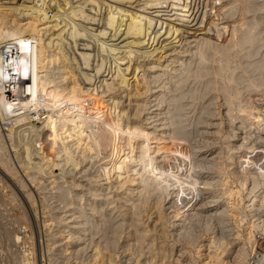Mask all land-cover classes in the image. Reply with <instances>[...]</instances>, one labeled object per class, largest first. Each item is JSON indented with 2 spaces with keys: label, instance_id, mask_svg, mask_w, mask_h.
Returning <instances> with one entry per match:
<instances>
[{
  "label": "rangeland",
  "instance_id": "374dc122",
  "mask_svg": "<svg viewBox=\"0 0 264 264\" xmlns=\"http://www.w3.org/2000/svg\"><path fill=\"white\" fill-rule=\"evenodd\" d=\"M2 1H15V3H14L15 5L30 3L29 0H2ZM183 1H185V0H183ZM183 1L181 0L179 2L178 0H167L165 2L166 3L165 5L167 6V8L165 11H163L164 14H162V15L165 17H168V16L171 17V16L178 15V13H175V15H170L173 12L172 7L175 8V5H172V3L176 4V5H179L181 3V5H183L184 4ZM206 1L205 2L208 5H206V3L203 2L206 5V7H205V5L203 4L204 8L207 11L206 16H208L209 19L212 18L211 19L212 21L215 19L214 22H219L220 20H222V19H220L221 15H220L216 5H214L216 3V1L215 0H214V2L212 0L211 1L206 0ZM209 1L212 2L213 4L212 3L210 4ZM196 2L198 4H201L202 1L196 0L194 4H197ZM192 4L190 6V9L192 8ZM169 6H170V9H169ZM207 6H208V8H207ZM107 8H108L107 6L106 7L102 6V8H99L101 13L99 12L98 15L102 14L100 16L102 17L103 22H102L101 18H98L97 22L99 21V19L101 21V22L99 21V24L98 23L97 24H95V23L91 24L92 28L95 27L94 29H97V30H93V31H95V32L96 31L99 32L100 30L104 31V29L106 28L107 25H104V22H106L108 20L107 16H108L109 11H110ZM48 9H49L48 14L50 15L51 14L50 10H53V7L52 6L48 7ZM215 11H217L218 13L217 12L214 13ZM213 13H214V15L216 14L215 16L220 20H217V18H215V16L212 15ZM238 15H239V13L236 16H238ZM185 23H186V26L190 27V25L192 24V21H188ZM87 25H89V27H91L90 24H87ZM158 26H160V27L158 28ZM153 29L156 32L155 31L151 32V34L152 33L153 34L152 35L150 34V36H149L150 45H151V42L153 43L155 38L156 39L159 38L158 40L165 38L166 40L170 39L171 41H174L176 38L175 41H177V42L180 41L179 44L184 42L183 41L184 40L183 35L180 34V36H179V34L178 35H176V34L171 35L170 34V31H171L170 24L166 23L164 26H162V25H159V22H158L157 25H155V28H153ZM226 30L227 29L221 28L220 31H218V38L220 37V39H221V38L227 36L230 31L228 32L229 29L227 31ZM182 31H187V30L182 28ZM238 32H235V33L231 32L233 37L230 35L233 40H231L232 42L230 43L232 50H231V55L229 57L231 59V60L229 59L230 60L229 66L227 65L229 63V61H226L227 64H226V62L222 63L223 60H219L217 62V60H218L217 55L218 54L214 53L217 58L215 57L216 60L212 58L213 63L211 62L212 65L210 64V67L211 66L212 67L211 68L209 67L210 62H207V61H206V65L209 67L208 71L212 69L210 71V73H211L214 69L213 73H215L216 75L214 74L212 76V73H211L212 77L210 75L207 76L209 74V72H208L207 75L199 76V77L197 76V78L191 79V77H193V75H190V73H189L190 76L189 75L188 76L190 77L191 80L187 76L188 78L186 80H183L182 82L181 81H175L174 77H173V79H174V81H173V79L171 78L172 77L171 73L173 72L172 67L177 68L179 65L178 62H176V61L172 62L170 60H169L170 61L169 62L168 60L167 61L165 60V62H166L165 63L163 60L160 62L161 64H163V65H161L160 63L153 61L154 59H150L151 61L149 59L146 60V57L142 56V54H144V53H142L141 51H143L142 49H144V48H146L147 51L151 50L153 45L150 46L149 43H147L145 47H144V45L142 47V45L140 46V44H137L140 47H138L136 53L139 55V57L141 56L140 57V60H141L140 64L141 65L143 64L142 65L143 68L141 69L143 71V73L140 74V72L139 73L137 72L138 76L136 75L137 79L139 78L138 79L139 83L141 82L140 83L141 87L138 88L139 89L138 92L141 94L138 96H141L139 98H140V100H143V101H141L140 103L141 104L144 103V106H142L143 107L142 110L140 107V111L142 112V114H140L141 112L139 113L140 115L138 114V116H137L138 120L136 118V121L139 123H142L143 117H146L147 115H149L148 112L152 108H153L152 109L153 113L155 112L154 114H156L158 112L169 111L171 106L168 105L166 102L171 95L176 94V92H174L175 88L178 91V86H176L175 84L179 83L180 86H181V84H184L180 89L182 91H185V88H186V91H185L186 93H183V94L186 95L187 97L184 96L182 100L180 99V101L182 102V104H184L186 102L185 104H186V107L188 109L184 106L185 108L184 107L183 108L185 111L187 110L186 111L187 113L184 110H181V112H179L180 113L179 115H182V116H180L181 119H182V117H183V119L186 118L184 120L185 122L184 121H183V123L181 122L182 124L180 123L181 126L180 125L179 126L180 127L186 126V127H183L184 133L186 132L185 134H187V132H189L188 133L189 135L187 134L188 136L187 135H186V137H185V135L183 136L186 139L184 138L182 140L183 137L181 134L183 132L181 131L182 129H180V133L181 132L182 133L181 134L179 133L180 135H178L179 141H177L178 140L177 139L173 142L172 140L167 138V136L170 133V129L166 130V132H167V133H165L166 138H165V135L162 134V131L160 130V128H161L160 123H162L163 121L160 119V116L157 115L156 119L154 118L155 119L154 124L156 125V127H155L156 131L154 132L152 129H148L149 131L152 130L154 133V138H152L153 140L150 139L151 141L150 140L148 141V146L151 145L150 146L152 148L151 151L154 149V147H157V146L162 147V148L160 149V152L156 156H154V155H152L153 152H151L146 147H144V145L142 146L143 150L149 151V152L147 151L146 160L148 161V159L150 160V158H151L150 163L152 161V163L150 164L151 169H150V166L147 167L148 170H146L145 173H148V176H150L152 179L155 177L153 179L155 186L153 185V187H152V189H153L152 191H154V192L151 191V194H149L150 197L147 200V203H145L144 206H141L142 208L140 207L138 209L135 207L137 205L136 202L138 201L137 200L138 194H136V192L132 195V197L129 198V200H128L129 202L124 201L125 198L127 197L125 195H127V193H128L127 183H123V185H119V184L117 185L116 175L118 172H116L115 170L112 169V167H113L112 164L122 165L124 163L125 164L128 163L127 164V168L129 169L128 173L132 174V173L138 171L139 173H137V174L139 175V174L144 172L142 170L141 166L145 162H147L146 160L144 163L139 162V155H140L139 151L140 150L139 151L134 150V152L131 154L128 146L126 144H124V143H126V141H123V139H125L124 136H126V135L122 134L125 132V129H126L124 121L122 123V126H124L125 129L123 128L122 133L121 134L119 133L120 135H116V136H113V135L110 136L109 135L107 139L100 141L99 146L97 148H95V150H96L95 161L96 162H94V163H96V164L93 163L94 165H92V168L95 167V169L98 170L100 168H103L104 166L105 167L107 166L108 169L106 167V171H108L110 169L108 176L106 175L104 177H100V178H98V181H95V180H97L96 175L90 176V175H86L85 172L83 173L84 170L86 171L90 167L91 163H88V160H91V159H88L89 157H87L84 160L82 158H80L81 156L83 157L85 154L82 153L81 149H79V148L75 149V147H72V150L74 151V155L76 156V159L80 160V162H81V164H78L79 166L77 165L75 167V169L72 166H70L69 164L64 165L63 164L64 163V160H63L64 156L63 155L61 157L58 155L56 156V153L54 150H52V152L50 153V159L48 160L50 162H48L47 160H45L43 158L46 155H45V153L43 155V153H41V149H39V144H38L39 141L38 140H39L40 133H41L39 131L41 129H39V131H38V128L43 127L44 124L36 123L37 125L34 126V128L37 131H35V130H34L35 132L29 131L30 132V134H29V132L27 131L28 129L25 131H20L22 129V127H18V128L13 127V129L12 128L9 129V127H6V125L4 126V124H2L0 122L1 123L0 124V160H1L0 161V264H101L102 261H104V262H102V264H109L108 260H107V259H109L108 258L109 255H110V258L113 257V259L111 258L113 264H146L145 262H147V264H152V263L153 264H203L204 262H206L208 260V258L206 259L205 256L206 255L211 256L214 252V248H213V245L211 243L213 239L211 236L214 235V232L218 228V220L216 219L217 214H219L218 216H220V215L224 216L225 215L224 216V219H225L224 222L226 223V226L224 228L225 232L223 233V235L227 236V238L225 237L224 240L225 241L229 240L230 242L232 241L231 244L228 243L229 244L228 248H229V250L231 249L229 251V253H223L222 257H224L225 260H227V259L232 260L233 259V257L235 256V253H233V252L236 251L233 249H237V251H238V249L241 248V251L244 250L243 254L246 252V254H244V257L246 259L245 262L250 263V264H251V260H253L254 258H257L258 253L261 254L262 252H264V233L263 232H260V230H258V229L253 230V232L256 235V242H255L256 244L254 246V253H251L250 243L245 238V236L247 235V232L249 230H251L250 229L251 227L249 229H247L245 226V225L248 226L247 223L250 220V215H249L250 212L247 210V208L245 206V204L247 203V200L249 198L247 195L249 194L251 196L250 190H251L252 182L255 181L254 179H257L256 182L257 183L259 182V184L261 183L260 181H262V177L260 175H257V172H255L256 168L254 166H256V163L258 162L257 160H259L260 157H261V159H263L261 154H263L264 151L260 154L257 153V156L255 155L257 158L254 156V153H255L254 151H255V147H256V149H259L262 147V149L264 150V145H262L264 143L263 142L264 141V138H263L264 137V133H263L264 132V118H262L263 120H261V119L258 120L259 121L258 122V121L254 120V118H255L254 116L248 114L247 116L249 119L246 118L248 121L246 120L247 122H245V120H243V116L241 115V112L238 109L239 106L242 107V105L247 100L249 103L251 101V104H259V102L264 103V101H263V95H264V88L263 87H264V85H263V87H260V88H263V90H260L261 92L259 90H257V88H254L255 92H254V90L251 91V88H252V86L250 85L251 78H250V80L248 78L251 75V72H247V69L246 68H245L246 70L244 69L245 65L243 66V64H242V63H245L246 59L247 60H251V59H248L247 57H244L245 59H243V57L241 56L242 55L241 52H243V50L245 51V47H244V49H242V46H237V44H238L237 43V40H238L237 35L239 34ZM156 35H157V37H156ZM121 36H120V39L119 38L118 39H116V38L110 39L112 36H109L110 38L109 37L108 38L107 37H100V38L106 39V41L108 43L111 42V44H113V42H114L113 45L114 46L116 45V47H117V46H119L118 44L120 42L123 43V41H124L123 40L124 35L122 37ZM231 37H230V39H231ZM184 38H186V37H184ZM127 39H128V37H127ZM177 39H180V40H177ZM122 43H120V46L122 45ZM233 43H236V44H233ZM126 44L129 45L128 43H126ZM179 44L175 47H178L177 49L179 50V52L180 51L182 52V53L180 52V55H182L184 58V57H186V56H184L185 55L184 53H186L185 50L187 51L188 47H187L186 43L183 44L182 46H179ZM192 44H191V46H192ZM194 44L192 47H190L191 53L195 52L197 50V48L194 46ZM95 47L96 48H94V46H93L92 50H95V52H96V51H98V49H97V46H95ZM119 47L117 48V50L120 53L121 49H123L124 47L121 49H119ZM136 48H137V46H136ZM146 49H144V51H146ZM193 49H196V50L194 51ZM69 50H71L70 47H69ZM98 52H96V54H98ZM138 52H141V53H138ZM191 53H189V55L186 57V61H189L191 59V61L193 62L195 60V58L198 60V56L197 55H196L197 57H195V55L193 56L194 53L191 56ZM233 55H234V57H233L234 59L231 58ZM213 56L214 55L212 54V57ZM192 57H195V58H192ZM170 58L171 57H169L168 59H170ZM101 59L102 58H100V55H99V60L95 59V61L93 60L92 62H89L88 64L81 63L82 65L81 64H75L74 62H72L73 59L70 61V64L73 68L74 73L76 72L75 74L77 75V78H79L78 79L79 82H81L82 86L85 85L84 89H86L88 87V85L90 86V84L92 83L91 89H94L93 93H95V94L97 93V95H98V93L100 95V90L102 89V87L105 83L104 79L109 80V77L111 76V73H112L110 71L111 70L114 71V69H116L115 68L116 63L114 64L113 59L104 60V62H102ZM126 59L127 58H124L123 62L121 64H119L120 68H124L126 66V64L124 63ZM209 60H211V59H209ZM97 61L99 63H97ZM112 61H113V64H112ZM191 61H190V63L192 64ZM195 61H194V64L191 65V68H194L195 63L197 62V61L196 62ZM214 61H216V62H214ZM233 61L238 62V64H241L242 67H239V65ZM94 62H95V64H94ZM171 62L173 63V65L171 64ZM100 63H102V64H100ZM151 63L152 64L156 63L155 66L152 65L153 70L151 68ZM215 63H216V66H217V64L218 65L220 64L219 69H217L218 67L213 66V65H215ZM224 63L227 66L224 65ZM234 63L236 64V67H232L233 65L235 66ZM165 64H168L167 65L168 68L166 67ZM222 64L224 65V67L226 66L225 67L226 72L224 71ZM77 65H79V67H81L83 69L77 68L78 67ZM148 65L150 67H148ZM171 65H172V67H169ZM144 66H146V67H144ZM156 66H158V67H156ZM162 66L166 67L165 68L166 71L164 69H161ZM221 66H222L224 72L221 71V69H222ZM230 66L232 67V69H229ZM149 69H151V70H149ZM216 69L218 71H216ZM233 69H235L236 71H234ZM76 70H78V71H76ZM161 70H163V71H161ZM231 70H233L235 73L232 71L233 74H230ZM44 71L42 73L43 74L46 73V75L44 74L43 77H46L47 79H49L50 77L57 78V76L59 75L57 72H54L56 70L51 69L50 71H48L46 69ZM51 71H53V72H51ZM155 71L157 72V74L160 73L161 76L159 75L156 77H152L153 74H154L153 76H155V74H156ZM127 72H129V71L127 70ZM242 72L243 73L245 72L244 75ZM53 73H54V75H52ZM166 73H169V75ZM238 73H240V74H238ZM247 73H249L250 75L249 74L247 75ZM143 74H145L144 75L145 78L142 77ZM234 75L235 76L237 75L238 77H235ZM240 75H243L242 76L243 78L247 77L248 79L244 80L242 77H239ZM96 76H97V78H96ZM150 76L152 79L150 78ZM205 76L207 77L206 79L203 78ZM216 76H218V78L222 79V81L218 80L217 78L215 79V81H218V82L221 81V83L220 82L219 83L221 84L220 87L222 88V90H221V88L217 87L220 84L218 82H216V83H218L216 85V83L213 79ZM227 76H229V77H227ZM233 76L235 79L233 78ZM81 77H83V78L81 79ZM84 77L87 78L85 81H84ZM159 77H162V78H160L161 80L159 79L157 84L160 83L161 84L160 86H163L162 83H164V86H165L166 85L165 83H169L168 85H170V88L168 90L172 91V92L170 91V94H168L169 91L164 86L161 87V90H160L159 87H156L157 84L154 81H151V80H154V78L157 79ZM209 77L212 80L211 82L214 81L213 82V84L215 83L214 86H211L212 83L210 81H207V80H210ZM222 77H224L225 79ZM226 77H227V79H226ZM46 78H43V79H46ZM198 78L201 79V83H200V80ZM238 78H240V79H238ZM241 78H242V82L245 81L244 85H242L244 82L243 83L239 82V81H241ZM142 79H144V80L149 79V81L147 80V81L143 82ZM162 79H166V81L163 80L164 82H162ZM188 79H189V81L187 82ZM195 79L197 80L196 81L197 84H201V85H197L198 87L201 86L199 88L201 93L198 91L197 86L194 85V84H196ZM202 79H205V80H202ZM58 80H62V79L59 78ZM192 80H193L194 84L192 83ZM171 81H172V83H170ZM223 81H225L224 82L225 84L222 83ZM246 81H248L249 84H247L248 82L246 83ZM15 82H14L15 84L13 83L12 85H10V89L19 90L18 79L15 80ZM142 82L144 84H142ZM147 82L150 84L149 87L147 86V85H149ZM173 82H175V83H173ZM203 82H204V84H203ZM229 82H232V84ZM185 83L187 85H185ZM189 83H191V84L188 86ZM205 83H207V84H205ZM234 83L236 84V87L234 86L235 85ZM141 84L142 85L146 84V85L142 86ZM237 84L239 85V87ZM3 85H5L4 88H8L9 83L5 82ZM154 85H156L155 90H153L154 87H152ZM168 85H166V86H168ZM173 85H175L176 87H174ZM223 85L226 86V87L224 86L225 90H223V88H224ZM240 85H242V86H240ZM12 86H14V87H12ZM187 86H188V91H187ZM207 86H209L207 88V90H209L210 93L209 92L207 93L206 91H204ZM215 86H216V90H215ZM227 86H230L231 90L228 87L230 91L228 90ZM232 86L234 88V93L235 92L237 93V96H235L236 98L234 97ZM243 86L246 88H244ZM194 87L196 88V93H198L200 95L202 94L203 99L200 98L201 97L200 95H199L200 96L199 97V96H197L198 94H195V93L192 94L193 96L192 95L190 96L191 93L195 92V90H193ZM202 87H204V90H201ZM212 87L214 88V90H212ZM240 87H241V90H239ZM143 88H144V90H143ZM146 88H147V90H146ZM149 88L153 91L158 90L159 92L157 91V93H153L151 90H149ZM190 88L192 91L190 90ZM247 88H248V90H250L249 92L246 91ZM148 90L151 93L148 92ZM165 90H167V91H165ZM220 90L223 92V94H221L222 92ZM226 90L229 91L230 99L227 98L229 96H225L226 95L225 93L227 92ZM120 91H121V89L116 91V92H120ZM143 91H145V92L147 91L148 93H144ZM203 91L206 94H204ZM216 91H218L219 93H217ZM187 92H190V93H187ZM143 93H144V95H143ZM211 93H213V94H211ZM238 93L239 94L242 93L241 95H243V96H241V95L239 96ZM116 94H118V93H116ZM124 94H126V92H124ZM162 94H163V96L165 94V96L163 97ZM187 94H189V95H187ZM147 95L148 96L150 95V96L146 97ZM194 95L196 96V98H193L192 100H190V97L192 98V97H194ZM204 95H206V97H204ZM249 95H251L252 98H250L251 96H249ZM156 96H158L159 98ZM238 97H240V98H238ZM105 98L108 99L107 97H105ZM126 98L127 97H123V98H119L118 100L123 106H125L126 108L128 107L127 108L128 113L132 114V112H133L131 110L132 107L129 105L127 106V104H128L127 100L129 98L128 99H126ZM130 98H132V97H130ZM160 98H162V100H161L162 102L160 101ZM186 98H188V99H186ZM210 98L213 99L212 100L213 102H211ZM224 98H225V101H223ZM226 98H227V100H226ZM237 98H238V100L243 98L242 101L244 103L240 102L241 100L240 101L237 100L238 102H236L235 99H237ZM253 98H254V100H253ZM185 99H186V101H185ZM194 99H195V102H194ZM261 99H262V101H261ZM230 100H233V101H230ZM244 100H246V101H244ZM125 101H127V103ZM183 101H184V103H183ZM228 101H230L231 103L234 102V105H235V106L233 105L234 108L232 106L231 112H229V113H228V111H230V109L227 108L226 106L227 105L229 106V104L230 105H232V104ZM150 102H151V104H149ZM223 102L225 104L227 102L228 104L224 105ZM248 102H246L247 105H248ZM237 103H239L238 104L239 106L237 105ZM241 103H242V105H240ZM153 104H154V106H153ZM161 104H163V105H161ZM188 104L189 105L191 104L190 107H188L189 106ZM148 105H150L152 108H149L150 106H148ZM192 106H195V107H192ZM199 106L200 107L202 106L201 110H200ZM236 106H238V107H236ZM243 106H245V104ZM157 108L160 110H158ZM144 109H145V111H144ZM194 109L196 112L191 111ZM205 109H207V110H205ZM188 110H189V112H188ZM202 110L204 111L203 115H204V113L209 115V111H210V115L209 116L204 115V117H203L201 115ZM205 111H207V113ZM104 112H105V109H103V111H101V114ZM199 112H200L201 119L199 116ZM227 113L228 114L231 113V116H230L231 119L229 118ZM232 113H233V115H232ZM115 114H116V111H115ZM226 114H227V116H226ZM194 115H196V116H194ZM239 115L242 116V119H241V116L238 117ZM249 115H250V117H249ZM234 118H236L237 120ZM181 119H179V120L182 121ZM251 119H253V120H251ZM230 121H232V122H230ZM261 121H262V123H261ZM178 122L179 121H177L175 123V125ZM242 122H244V123H242ZM199 123H201L202 125ZM246 123H248L249 126H250V124H252V125L249 127ZM240 125H244V126L240 127ZM158 126H160V128ZM237 126L240 127L241 129L238 128ZM248 127H249V129H248ZM245 128H247L248 131ZM251 128H252V130H251ZM35 133L38 137H36ZM256 133H257V135H256ZM258 133H259V135H258ZM179 136H181V138H179ZM36 138H37V140H36L37 142L35 141ZM95 139L99 140L100 138L95 137ZM261 140H262V142H261ZM153 141H155V142H153ZM183 141L186 143H184ZM31 142H33V143H31ZM177 142H180L181 145H178L179 143H177ZM182 142H183V144H182ZM122 143H123V146H122ZM153 143H154V145H153ZM239 143L243 145L242 146L243 148H241L242 151L240 152L241 153L240 155H242V154H245L242 156L247 155L245 157L246 160H247L248 156H249L248 159H252V160L254 159V162H252L253 164L250 163L248 165H243V167H241V166L237 167V165H239L236 163L238 158L236 157V158H234L235 159L234 160L233 158L230 159V157H227L228 152H229L228 149L230 148V146L234 147V146L239 145ZM259 143L260 144L262 143V144L260 145ZM26 144H29V145L33 144V148L36 149L35 152H37L38 156L36 155V153H34V155H36V156L33 155L32 162L33 163L37 162V164H39V163L44 164L43 166H44V168L46 167V169L41 171V170L37 169L36 167H34V164H35L34 163L32 165V167L34 169L36 168L37 170L36 169L31 170L33 168H30L31 166L30 165L28 166L27 162H25V157H24V152H23ZM155 144L157 146H155ZM175 144H177V146ZM124 145H126V146L124 147ZM182 145H184V146H182ZM180 146H181V148H180ZM252 146H254V147H252ZM105 147H106V152L104 151ZM123 147H124V149H123ZM227 147H228V149H227ZM244 147L245 148L248 147V149H245ZM252 148H254V151L252 150L254 153L250 150ZM98 149H100V151ZM163 149H165V150H163ZM177 149L179 152H177ZM182 150H184L185 152ZM194 150H196V152ZM76 151H77V153H76ZM189 151H191V152H189ZM79 152H81V153H79ZM88 153H92V152H88ZM148 153H149V156L153 157V159H154V157L157 158L156 161H153L152 157L148 156ZM192 154L194 155V159L193 158L191 159V157H193ZM251 154H253V157H250ZM129 155H130V157H129ZM259 155H261V156H259ZM179 156H181L182 158ZM185 156H188L187 159ZM124 159H126V161ZM198 159H199V161L200 160L202 161L204 159L203 160L204 162L203 161L199 162ZM261 159L259 161H262ZM52 161L57 163V164L62 163L61 166H63L64 168L58 167L60 165L51 166V167H50V165H47V164H50ZM157 161L161 164H159ZM168 162H170V164ZM233 162H235V163H233ZM164 163H166V164H164ZM199 163H200V165H198ZM204 164H206V166ZM156 165H157V167L160 166L159 170L156 167ZM232 165H234L233 168H232ZM191 166L194 169H192ZM153 167H155V168H153ZM70 169H71V171H70ZM176 169H177V171H176ZM63 170H65V171H63ZM155 170H157V173H155L156 172ZM36 171H39V172H36ZM160 171H161V173H159ZM235 171H237V172H235ZM173 172H176L177 175L174 173V176H173ZM111 173H112V175H111ZM150 173L152 175H149ZM239 173H241V174H239ZM137 174H136V177H137ZM251 174H252V176H251ZM110 176H112V177H110ZM123 176H125L124 173L122 174V177ZM180 176H182V177L180 178ZM92 177H94L95 179L93 178L94 179L93 180ZM177 177L179 180H177ZM253 177H254V179H253ZM184 178H186V179H184ZM240 178L245 179L244 187L242 190V195H244V196L246 195L247 197L243 196V199H241L238 195H235L236 188L237 189L240 188V183H239L241 180ZM92 181H93V183H92ZM155 181H156V184L158 183L157 185L155 184ZM187 182H188V184H187ZM178 184H179V186H178ZM202 184H203V186H202ZM205 184L207 187L205 186ZM180 185H181V189H180ZM249 185H250V188H249ZM154 187H156L157 189L156 188L154 189ZM188 187H190V188H188ZM256 187H258V186H256ZM228 188L232 189V190L234 189L233 190L234 194H232L233 196L228 194L229 193ZM248 190H249V192H248ZM175 191H176V193H178L177 191H179L178 195L175 193ZM180 193H181V195H180ZM170 194H172V196ZM182 194H184V195H182ZM262 196L263 197H261L260 200L262 199L261 201H263V202L262 203L259 202L260 204L259 203L258 204H259V209L264 210V206H262L264 203V193H262ZM205 197H207V198H205ZM203 199H205V200L203 201ZM175 200H176V202H175ZM179 201L181 203H177ZM239 201H241V202H239ZM187 202H189V203H187ZM132 203H135L136 205L134 204V206H133ZM173 203H175L177 205H175ZM183 204H184V206H183ZM123 205H125V206H123ZM179 205H180V207H179ZM261 206H262V208H261ZM130 207L134 208V210ZM235 208H237V211H239V212L241 211V213L239 214L240 217L238 216L239 218H242V221H240V222H235L237 219H239V218H235L233 215ZM131 209H132V211H131ZM135 209H137V210H135ZM214 209L215 210L217 209V210L215 211ZM263 210H260V211L264 217V211ZM133 211L134 212L136 211L137 214L135 213L136 214L135 215ZM262 211H263V213H262ZM210 212L216 213V214L212 213V215H214V217L212 215L208 216L210 214ZM231 215H233V216H231ZM136 218H137V222H136ZM213 218L216 220H214ZM174 219L176 220V223H175V227L172 228L171 227V221ZM141 221H143V222H141ZM128 223H130V224H128ZM140 223H141V225H140ZM177 223H178V226H176ZM239 223H240V225H239ZM243 223H245V225H244L245 227L243 226ZM155 224H157V225H155ZM135 225L137 226L138 233H135V231H136ZM141 226H142V229H141ZM174 228H175V230H174ZM180 229H181V231H180ZM142 230L143 231L145 230V232H141L142 233L141 234L139 231H142ZM161 230H163V232ZM95 231H97V232H95ZM176 232L180 233L179 236H177V237L175 236ZM93 233H94V235H93ZM237 233H239L240 238H238V237L235 238V234H237ZM136 234H137L139 240H140L139 236H142V238H141L142 241L140 240L141 244L139 243L140 246L138 245V242H140V241L139 240H137L138 242L136 241V239H137ZM102 235H104V237ZM143 235H144V237H143ZM208 236H210V237H208ZM134 240L137 242V244ZM148 241H150V242H148ZM95 243L96 244L98 243V245L100 247V255H103V258H102L103 260L100 259V262L97 258H95V253H96L95 252ZM126 245H128V247ZM102 247H103V249H102ZM139 247H141V248H139ZM152 248H153V250H152ZM170 248H172V250H170ZM201 249H202V251H201ZM102 250H104V251H102ZM106 250H110L109 252H111V253H109ZM139 250H142V252ZM164 251H166V252H164ZM170 251H172L173 253L168 256L167 252H170ZM139 252H141L142 254L140 255ZM104 257H106L107 259L105 260ZM169 258H170V260H169ZM151 259H152V261H151ZM176 259H178V260H176Z\"/></svg>",
  "mask_w": 264,
  "mask_h": 264
},
{
  "label": "bare ground",
  "instance_id": "6f19581e",
  "mask_svg": "<svg viewBox=\"0 0 264 264\" xmlns=\"http://www.w3.org/2000/svg\"><path fill=\"white\" fill-rule=\"evenodd\" d=\"M166 1L167 0H29L30 3L15 5L14 4L15 1H2V0H0V122L2 124H4V126L6 125V127H9V129L10 128L13 129V127H15V128L22 127V129L20 131H25L28 129L27 130L28 132L34 131V130L37 131L34 128V126L37 125L36 123L44 124L43 127H41L39 125L41 128H38V131H39V129H41L39 131L41 133H40V137L38 140L39 141V143H38L39 149H41V153H43V155H44V153L46 155L43 158L48 161L50 159V153L52 152V150H54L56 153V156L57 155L60 157L62 155L64 156V159H63L64 165L69 164L70 166H72L75 169V167L78 164H81V162H80V160L76 159V156L74 155V151L72 150V147H75V149L79 148V149H81L82 153L85 154V155L83 154L84 156L83 157L81 156L80 158H82L84 160L87 157H89L88 159H91V160H88V163H91L90 167L86 171L84 170L83 173L85 172L86 175H90V176L96 175L97 180H95V181H98V178H100V177H104L106 175L108 176L109 170H110L109 169L108 171H106L107 166L106 167L104 166L103 168H100L98 170L95 169V167L92 168V165L96 164V163H94V162H96L95 161V155H96L95 154V152H96L95 148H97L99 146L100 141L107 139L109 135L110 136L111 135H113V136L120 135L123 131V128H124V126H122L123 121L125 122V128H126V129L124 128L125 132L122 133V134L126 135V136H124L125 139H123V141H126V143H124V144H126L128 146L131 154L134 152V150H138V151L140 150L139 151V154H140L139 155V162L144 163L146 160L147 151L148 150L151 151V149H152L150 147L151 145L148 146V141L150 139L154 138L153 131L154 132L156 131L155 130L156 125L154 124V122H155L157 115L160 116V119L163 121L162 123H160L161 128H160V126H158V127L162 131V134L165 135V138H166L165 133H167L166 130H168V129H170V133L167 136V138H169L173 142L178 139V135H180L182 132H183L181 134L182 137L184 135L186 137V135L189 133V132H187V134H185L186 132L184 133V131H183L184 130L183 127H186V126L180 127L186 118L183 119V117H182V119H181L180 116H182V115H179L180 114L179 112H181V110H184V108L186 107V104H185L186 102L184 103V101H183V103L185 104L184 105L180 101V99L182 100L184 96L187 97L186 95L183 94V93H186L185 92L186 88H185V91H182L180 89L184 84H181V86L179 83L175 84L176 86H178V91L175 88V91L174 90L173 91L176 92V94L171 95L166 102L168 105L171 106L170 107L171 111L169 110L170 112L165 111V112H158V113L154 114L155 112L153 113V111H152L153 108L150 105H148V106H150L149 108H152V109H150L151 111L148 109L149 115H147L146 117H143L142 123H139L136 121L138 114L141 112L140 107L142 110L143 109L142 106H144V103H142V104L140 103L141 101H143V100H140V98H139L141 96H138L141 94L138 92V90H139L138 88L141 87L140 86L141 82L139 83V81H138L139 78L137 79V76H138L137 72L138 73L140 72V74L143 73V71L141 70L143 68L142 67L143 64L142 65L140 64V62H141L140 57L141 56L139 57V55L136 53V51H137L138 47H140L141 45H142V47H143V45L145 47L146 44L149 43V36H150L151 32L155 31L153 28H155V25H157L158 22H159V25H162V26H164L166 23L170 24V27H171L170 34L171 35H173V34L178 35L179 34V36H180V34H181L186 38L183 37L184 40L183 39L182 40L184 42L180 43V44H179L180 41H178V42L175 41L176 38L174 41H171L170 39L166 40L165 38L161 39V40H158L159 38H157V39L155 38L153 43L151 42V45H153L151 50L147 51V49L144 48V49H146V51H144V49H142L143 51H141V52L144 53V54H142V56L146 57V60L147 59H149V60L154 59L153 61H156L158 63H160L163 60H164V62H165V60L166 61L170 60L172 62H175V61L178 62L179 65L177 68L172 67V65H173L172 62H171L172 65L169 66V67L173 68V70H172L173 72L171 73L172 77L171 76L170 77L172 79L174 77L175 81H181L182 82L183 80H186L190 75H193V77H191V79L197 78V76L199 77V76L207 75L208 72H209V74L207 76H209V75L211 76V73L213 76L215 74V73H213L214 69L211 73H210V71L212 69L209 71H208V69L210 67L212 60L215 59V57H216L215 54H218L217 55V57H218L217 62L219 60H223L222 63L229 61L228 64L226 62V64L229 66L230 60H231L229 57L231 55V50H232L230 43L232 42L231 40H233L232 39L233 36H232L231 32L235 33V32L239 31L238 32L239 34L237 35L238 40L236 39L237 43H238L237 46H242V49H244V47H245V51L243 50L244 53L240 51L242 53L241 56L243 57V59H245L244 57L251 59V60L246 59L245 63H242L243 66L245 65L244 69L246 68L247 72H251V75L249 73H247V75L248 74L250 75L248 77L249 80L251 78V80H250V85L252 86L251 91L254 90V88H257V90H259V91L263 90V88H264L263 87V85H264V0H215L216 3L214 5H216V7H217V9L221 15L220 19H222V20L218 19L215 16L216 14L214 15V13H216L217 11H215L212 15H214L215 18H217V20H220L221 22L220 21L214 22L215 19L212 21L211 17H210L211 19H209V17L206 16L207 11L204 8L205 4L203 3L206 0L205 1L201 0L202 1L201 4H198L197 2H196L197 4H194L196 0L195 1L194 0H185V1L182 0L184 2L183 5H181V3L179 5L172 3V5H175V8L172 7L173 12L170 15H175V13H178V15L171 16V17H169V16L165 17L162 14H164L163 11H165L167 8V6L165 5ZM178 1L180 2L181 0H178ZM210 1H209V3L211 4L212 2H210ZM212 1L214 2V0H212ZM191 4H192V8L190 9ZM206 5H208V4L206 3ZM206 5H205V7H206ZM51 6L53 7V10H50L51 14L49 15L48 14V12H49L48 7H51ZM102 6H105V7L107 6L108 7L107 9L110 10L109 14L107 16L108 20L105 18L107 21L104 22V25H107V26L104 29V31L100 30L99 32H97V31L95 32L93 30H97V29H94L95 28L94 26H93L94 28H92L91 24H94V23L99 24L100 19L97 22L98 18H101V20L103 22V19L100 16L102 14L98 15V13L100 12L99 8H102ZM207 8H208V6H207ZM169 9H170V6H169ZM238 13H239V15L236 16ZM188 21H192V24L190 25V27L186 26L185 22H188ZM87 24H90L91 27H89V25H87ZM159 27L160 26H158V28ZM182 28L187 30L188 32L182 31ZM219 28L220 29L221 28L227 29V30L229 29L228 32L229 31L230 32L227 36L220 39V37L218 38V31H220ZM121 35L122 36L124 35L123 36L124 41H123V43L120 42V43H122L121 46H120V43L118 44L120 47L119 46L116 47V45L114 46L113 45L114 42H113V44H111V42L108 43L106 41V39L100 38V37H107L108 38L109 36H112L111 38L110 37L109 38L110 39H115V38L120 39ZM127 37H128V39H127ZM156 37H157V35H156ZM230 37H231V39H230ZM177 40H180V39H177ZM126 43H128L129 45H127ZM185 43L188 47V50L187 51L185 50V52L187 54L183 52L185 54L184 56H186V57L189 55V53H191L190 47H192L194 43H195L194 46L197 48V50L193 49L194 51L195 50L196 51L191 53V56L193 53H194L193 56L194 55H195V57L198 56V60L195 57H192V58H195V60L197 61L196 62L194 60L196 62L194 68H191V65L194 64V61L192 62L190 58H189L190 59L189 61H186V57L183 58V56L180 55L181 51L179 52V50L177 49L178 47H175L178 44H179V46H182ZM137 44H140V46ZM191 44H192V46H191ZM233 44H236V43H233ZM149 45H150V43H149ZM93 46H94V48H96L95 46H97V49L99 52L98 51H96V52H98V54H96L95 50H92ZM136 46H137V48H136ZM69 47L71 50H69ZM118 47H119V49L124 47L123 49H121L120 53L117 50ZM141 52H138V53H141ZM212 54L214 55L213 57H212ZM99 55H100V58H102L101 59L102 62H104V60L113 59L114 64L116 63V65H115L116 69L113 68L114 71L113 70L110 71L112 73H111V76L109 77V80L104 79L105 83H104L102 89L100 90V95H99V93L97 95V93L96 94L93 93L94 89H91L92 83L91 84L89 83L90 86L88 85V87L86 89H84L85 85L82 86L81 82H79V80H78L79 78H77V75L75 74L76 72L74 73L73 68L70 64V61L73 59L72 62H74L75 64H81V63L88 64L89 62H92L93 60L95 61V59L99 60ZM169 57H171V58L168 59ZM233 57H234V55L231 58H233ZM124 58H127L124 62L126 64V66L124 68H120L119 64H121L123 62ZM209 59H211V60H209ZM190 61L192 62V64L190 63ZM206 61L210 62L209 67L206 65ZM214 62H216V61H214ZM233 62H236V61H233ZM97 63H99V62L97 61ZM94 64H95V62H94ZM100 64H102V63H100ZM112 64H113V61H112ZM168 64H165L166 67ZM226 64L224 63V65H226ZM236 64H238V62H236ZM236 64H235V66L232 64L233 65L232 67H236ZM152 65L155 66L156 63H153V64L151 63V68H152ZM161 65H163V64H161ZM224 65L222 64L224 71H225V67L227 65L225 67H224ZM238 65H239V67H242L241 64H238ZM77 66H78L77 68L83 69V68L79 67V65H77ZM213 66H216V63ZM219 66H220V64L219 65L217 64V66H216V67H218L217 69H219ZM222 66H221V68H222ZM144 67H146V66H144ZM148 67H150V66L148 65ZM156 67H158V66H156ZM166 67L162 66L161 69L165 70ZM232 67L230 66L229 69H232ZM223 68L221 69V71H223ZM46 69L48 71H50L51 69L56 70L54 72H57L59 75L57 76V78L50 77L49 79H47L46 77H43L44 74L46 75V73H44V74L42 73ZM217 69H216V71H218ZM78 70H76V71H78ZM127 70L129 72H127ZM149 70H151V69H149ZM152 70H153V68H152ZM233 70L236 71L235 69H233ZM233 70H231L230 74H233L232 73ZM161 71H163V70H161ZM51 72H53V71H51ZM189 73H190V75H189ZM244 73H243V75H244ZM156 74H157V72H156ZM156 74H155V76H153L154 75L153 74L152 77H156L159 75L161 76L160 73L157 75ZM166 74L169 75V73H166ZM238 74H240V73H238ZM52 75H54V73ZM144 75L145 74H143V76L142 75L141 76L145 78ZM243 75H240L239 77H242ZM234 76H233V78H234ZM86 77H84V81L87 79ZM227 77H229V76H227ZM227 77H226V79H227ZM235 77H238V76L236 75ZM43 78H46V79H43ZM59 78H61L62 80H58ZM82 78L83 77H81V79ZM96 78H97V76H96ZM150 78H151V76H150ZM160 78H162V77L157 78L158 80L156 78H154V80H151V81H154L157 84V82L159 81ZM203 78L206 79L207 77L205 76ZM216 78L218 80L222 81V79L218 78V76L213 78L214 81ZM222 78H224V77H222ZM242 78H241V81H239V82H241V83L244 82L242 84V85H244L245 81L242 82ZM248 78L246 77L243 79L245 80ZM17 79L19 81V87L17 86L19 88V90L10 89V85H12L15 82V80H17ZM166 79H162V82L166 81ZM174 79H173V81H174ZM189 79H190V77H189ZM189 79L187 80V82L189 81ZM198 79L200 80V83H201V79L200 78H198ZM205 79H202V80H205ZM209 79L210 80H207V81L211 82L212 80L210 77H209ZM238 79H240V78H238ZM142 80H143V82L147 81V80L149 81V79H147V80L142 79ZM193 80H192V83H193ZM196 81L197 80L195 79V83H196ZM221 81H219V82L221 83ZM5 82L9 83L8 88H4L5 85H3V84ZM143 82H142V84H144ZM213 82H211L212 83L211 86H214L215 83L218 81H215L214 84H213ZM224 82L225 81H223L222 83H224ZM247 82L248 81H246V83ZM170 83H172V81ZM173 83H175V82H173ZM186 83H185V85H187ZM218 83H216V85ZM229 83L232 84V82H229ZM165 84L168 85L169 83H165ZM190 84L191 83H189L188 86ZM203 84H204V82H203ZM205 84H207V83H205ZM247 84H249V82ZM145 85H142V86H145ZM160 85L161 84L158 83L157 86L156 85L152 86V87H154L153 90H155V86L159 87L161 90V87L164 86V83H162L163 86H160ZM166 85L164 87L168 90L170 88V85H168V86H166ZM175 85H173V86L176 87ZM194 85L197 86V85H201V84L196 83ZM242 85H240V86H242ZM147 86L149 87L150 84ZM188 86H187V91H188ZM209 86H207L205 88V90H204V87H202L201 90H204L208 93L209 90H207V88ZM220 86H221V84L217 87L221 88ZM224 86L225 85H223V87ZM230 86H227V88L228 87L230 88ZM234 86L236 87V84ZM12 87H14V86H12ZM195 87L193 88V90H195V92L191 93L190 96L194 93L198 94V93H196ZM200 87L201 86H199V87L197 86L199 92H200V90H199ZM225 87L223 88V90H225ZM238 87H239V85H238ZM260 87H263V88H260ZM147 88H146V90H147ZM150 88H149V90H151ZM229 88H228V90H229ZM232 88H233V86H232ZM244 88H246V87H244ZM120 89H121L120 92H116ZM143 90H144V88H143ZM149 90H148V92H150ZM153 90H151L153 93H157V91H158V90H156V91H153ZM167 90H165V91H167ZM190 90H191V88H190ZM212 90H214L213 87H212ZM215 90H216V86H215ZM221 90H222V88H221ZM230 90H231V88H230ZM239 90H241V87L239 88ZM168 91H169V93L168 92L167 93L170 94L171 90H168ZM204 91H203V93L206 94ZM229 91H227L226 93L224 92L226 94V95L225 94L224 95L229 96ZM246 91L249 92L250 90H248V88H247ZM124 92H126V94H124ZM143 92L148 93L147 91L146 92L143 91ZM190 92H187V93H190ZM216 92L219 93L218 91H216ZM254 92H255V90H254ZM116 93H118V94H116ZM144 93H143V95H144ZM233 93H234V88H233ZM239 93H238V95L240 96L242 93L241 94H239ZM211 94H213V93H211ZM221 94H223V92ZM187 95H189V94H187ZM199 95L200 94H198L197 96H199ZM149 96L147 95L146 97H149ZM162 96H163V94H162ZM164 96H165V94H164ZM200 96H199L200 98L203 97L202 94ZM235 96H237L236 92L234 93V97ZM241 96H243V95H241ZM249 96H251V95H249ZM105 97H107L108 99H106ZM123 97H127L126 99L129 98L127 100L128 101L127 106L129 105L132 107V109H131L133 111L132 114L128 113V111H127L128 107L126 108L125 106H123L119 102L118 99L123 98ZM130 97H132V98H130ZM156 97H158V96H156ZM204 97H206V95H204ZM162 98H160V101L162 100ZM188 98H186V99H188ZM193 98H196V96L194 95V97H192V98L190 97V100H192ZM227 98L230 99V96ZM227 98H226V100H227ZM238 98H240V97H238ZM238 98L235 99L236 102H238L240 100H241L240 102H243L242 99L244 97L240 100H238ZM250 98H252V96ZM186 99H185V101H186ZM212 100L213 99H211V102H213ZM253 100H254V98H253ZM127 101H125V102L127 103ZM223 101H225V98L223 99ZM230 101H233V100H230ZM230 101H228V102H230ZM244 101H246V100H244ZM261 101H262V99H261ZM263 101H264V95H263ZM194 102H195V99H194ZM246 102H248V100ZM246 102L245 103L243 102L245 104V106H243L244 104L242 105V103L240 104V105H242V107H240L238 105L239 103H237V105L239 106L238 109L241 112V115L243 116V120H245V122L248 121L246 119V118H248V116H247L248 114L254 116L255 118L254 117L253 118L255 121H258L260 119L263 120L262 118H264V103H260L258 101L259 104H251V101H250V103L248 102V105H247ZM149 104H151V102ZM226 104H228V103L226 102ZM226 104L224 103V105H226ZM231 104L232 105L229 104V106L228 105L226 106L227 108L230 109V111H228V113L231 112V109H232V106L234 105V102ZM161 105H163V104H161ZM190 105L188 107H190ZM153 106H154V104H153ZM234 106H233V108H234ZM238 106H236V107H238ZM192 107H195V106H192ZM201 108H202V106L200 107V110H201ZM103 109H105V112L101 114V111H103ZM207 109H205V110H207ZM158 110H160V109H158ZM115 111H116V114H115ZM144 111H145V109H144ZM191 111H195V109L191 110ZM188 112H189V110H188ZM200 112H199V116H200ZM203 112L204 111L202 110L201 115L203 117H204V115L205 116L208 115L205 113L203 115ZM205 112L207 113V111H205ZM140 114H142V112ZM227 114H226V116H227ZM209 115H210V111H209ZM232 115H233V113H232ZM241 115H239L238 117H240ZM250 115H249V117H250ZM194 116H196V115H194ZM228 116L230 118L231 113L228 114ZM242 116H241V119H242ZM179 119H181L182 121H180ZM200 119H201V116H200ZM234 119H236V118H234ZM137 120H138V118H137ZM251 120H253V119H251ZM177 121H179L178 122L179 124L177 123L175 125V123ZM230 122H232V121H230ZM242 123H244V122H242ZM261 123H262V121H261ZM199 124H201V123H199ZM246 124L249 126L248 123H246ZM251 125L252 124H250V126ZM241 126H244V125H240V127ZM240 127H238V128H240ZM249 127H248V129H249ZM252 128H251V130H252ZM148 129H152L153 131L152 130L149 131ZM180 129H182L181 133H180ZM245 129L247 130V128H245ZM29 134H30V132H29ZM35 135H36V133H35ZM256 135H257V133H256ZM258 135H259V133H258ZM36 137H38V136L36 135ZM95 137H99L100 139L96 140ZM185 137H183L182 140ZM179 138H181V136H179ZM36 140H37V138L35 139V141ZM177 141H179V139ZM153 142H155V141H153ZM183 142H182V144H183ZM261 142H262V140H261ZM31 143H33V142H31ZM177 143H179L178 145H181L180 142H177ZM184 143H186V142H184ZM126 145H124V147ZM143 145H144V147H146L148 149V150L146 149L147 151L142 149ZM153 145H154V143H153ZM175 145L177 146V144H175ZM262 145H264V143ZM122 146H123V143H122ZM155 146H157V145L155 144ZM182 146H184V145H182ZM242 146L243 145L239 143V145H237V146H234V147L230 146L229 149L227 147V149L229 150L227 157H230V159H232V158L234 159L236 157L238 158L236 163L239 165H237V167L238 166L243 167V165H248L250 163L253 164L252 162H254V159L253 160L248 159L249 156L247 157V160H246L245 157L247 155L246 156H242L245 154L240 155L241 154L240 152L242 151L241 148H243ZM124 147H123V149H124ZM252 147H254V146H252ZM161 148L162 147H158V146L154 147V149L151 151V152H153L152 155L156 156L160 152ZM180 148H181V146H180ZM165 149H163V150H165ZM245 149H248V147ZM98 150L100 151V149H98ZM250 150L254 151V148H252ZM35 151H36V149L33 148V144L32 145L26 144L24 151H23L24 157H25V162H27L28 166L29 165L31 166L30 168H33L32 165L35 163V162L34 163L32 162L34 153H36V155H37V152H35ZM104 151L106 152V147H105ZM182 151H184V150H182ZM194 151L196 152V150H194ZM263 151L264 150L262 149V147L259 149H256V147H255V151H254L255 153L253 152L254 156L255 155L257 156V153L260 154ZM88 152H92V153H88ZM177 152H179L178 149H177ZM189 152H191V151H189ZM76 153H77V151H76ZM79 153H81V152H79ZM36 155H34V156H36ZM251 155H250V157H253V154H251ZM261 155L263 157V159H261V157H260V159L262 161H259L260 159L257 160L258 162L256 163V166H254V167L256 168L255 172H257V175H260L262 177V181H260L261 183L259 184V182L258 183L256 182L257 179H254V177H253V179L255 181L252 180L253 182H252L251 190H250L251 196L249 194L247 195L249 198L247 200V203L245 204L247 210L250 212V214H249L250 220L247 223L248 226L245 225V223H243V226L245 225L247 229H249L251 227L250 228L251 230H249L247 232V235L245 236L246 240L250 243L251 253H254V246L256 244L255 243L256 242V235L253 232V230L258 229V230H260V232L264 233V217L260 211L263 209H259V204H260L259 202H261V203L263 202V201H261L262 199L260 200V198L263 197L262 193H264V153ZM261 155H259V156H261ZM148 156H149V153H148ZM129 157H130V155H129ZM149 157H152V156H149ZM179 157H181V156H179ZM185 157L187 159L188 156H185ZM192 158L194 159V155H193V157H191V159ZM126 159H124V160L126 161ZM152 159H153V157H152ZM156 159L157 158L154 157L153 161H156ZM150 160H151V158H150ZM150 160L148 159V161L146 160L147 162H145L144 164L142 163L143 165L141 167H142V170L144 172L139 174V175L137 174V173H139L138 171H136V172L133 171L134 169L132 170L134 173H132V174L128 173L129 172V169L127 168L128 163L127 164L124 163L125 165L122 163H121L122 165L112 164V166H113L112 169L115 170L116 172H118L116 175L117 185L118 184L123 185V183H127V186H128V193H127V195H125L128 198L126 197L124 201L129 202L128 201L129 198L132 197V195L136 192V194H138V197H137L138 201L137 202L135 201L137 205L135 203H132V204H133V206L135 204L136 205L135 207L138 209L141 206H144L145 203H147V200L150 197L149 194H151V191L153 190L152 189V187L154 185L153 179L155 177L152 179L150 176H148V173H145L146 170H148L147 167H149L150 164L152 163V161L150 163ZM198 161H199V159H198ZM48 162H50V161H48ZM168 163L170 164V162H168ZM233 163H235V162H233ZM159 164H161V163H159ZM164 164H166V163H164ZM43 165L44 164H40V163L37 164V162H36L34 164V167L43 171L44 169H46V167L44 168ZM47 165H50V167L51 166H58V165H60L58 167H61V168L63 167V166H61L62 163L57 164L53 161ZM198 165H200V163ZM204 165L206 166V164H204ZM233 166L234 165H232V168H233ZM156 167H157V165H156ZM159 167L160 166L157 167L158 170H159ZM153 168H155V167H153ZM191 168H192V166H191ZM35 169L33 168L31 170H35ZM107 169H108V167H107ZM150 169H151V166H150ZM192 169H194V168H192ZM63 171H65V170H63ZM70 171H71V169H70ZM155 171H156L155 173H157V170H155ZM176 171H177V169H176ZM237 171H235V172H237ZM36 172H39V171H36ZM123 173L125 174V176L122 177ZM159 173H161V171ZM174 173L177 175L176 172H173V176H174ZM136 174H137V177H136ZM239 174H241V173H239ZM111 175H112V173H111ZM149 175H152V174L150 173ZM251 176H252V174H251ZM110 177H112V176H110ZM181 177L182 176H180V178ZM93 178L94 177H92V179ZM184 179H186V178H184ZM240 179H241L239 182L240 188L239 189L236 188L235 195H238L241 199H243L244 195H242V190L244 187L245 179L244 178H240ZM177 180H179L178 177H177ZM92 183H93V181H92ZM155 184H156V181H155ZM187 184H188V182H187ZM178 186H179V184H178ZM202 186H203V184H202ZM205 186H206V184H205ZM256 186H258V187H256ZM155 188L156 187H154V189ZM188 188H190V187H188ZM249 188H250V185H249ZM180 189H181V185H180ZM233 190L229 189L228 194H230V195L234 194ZM152 192H154V191H152ZM177 192L179 193V191H177ZM248 192H249V190H248ZM175 193H176V191H175ZM178 193H176V194L178 195ZM184 194H182V195H184ZM170 195L172 196V194H170ZM180 195H181V193H180ZM205 198H207V197H205ZM204 200L205 199H203V201ZM175 202H176V200H175ZM239 202H241V201H239ZM177 203H181V202L179 201ZM187 203H189V202H187ZM173 204H175V203H173ZM125 205H123V206H125ZM175 205H177V204H175ZM183 206H184V204H183ZM262 206H264V203ZM262 206H261V208H262ZM132 207H130V208H132ZM179 207H180V205H179ZM132 209L134 210V208H132ZM132 209H131V211H132ZM135 210H137V209H135ZM263 211H262V213H263ZM135 213H136V211L134 212V214ZM212 213L216 214L215 212H210V214L208 216L212 215ZM240 213H241V211L239 212V211H237V208H235L233 215L235 218H239ZM218 215L219 214L216 215L217 216L216 219L218 220V228L214 232V235L211 236L213 239V240L211 239L212 240L211 243L213 245L214 252L212 251L213 254L211 256L210 255L205 256V258L206 259L208 258V260L206 262H204L203 264H212V263L213 264H250V263L245 262L246 259L244 257V254H246V252L243 254L244 250L241 251L240 247H239L240 249H238V251H237V249L232 248L233 250H236L233 252V253H235V256L233 257L232 260H228V259L225 260L224 257H222L223 253H229V251L231 250V249L229 250V248H228L229 247L228 243L231 244L232 241L230 242L227 239H226L227 241L224 240L225 237L227 238V236L223 235V233L225 232L224 228L226 226V223L224 222L225 221V219H224L225 215L224 216L223 215L218 216ZM233 215H231V216H233ZM212 216L214 217V215H212ZM216 219H214V220H216ZM240 221H242V218L237 219L235 222H240ZM136 222H137V218H136ZM141 222H143V221H141ZM175 223H176L175 219L171 221V227L172 228L175 227ZM128 224H130V223H128ZM140 225H141V223H140ZM155 225H157V224H155ZM239 225H240V223H239ZM176 226H178V223ZM141 229H142V226H141ZM174 230H175V228H174ZM136 231H137V226H136ZM136 231H135V233H138V231L137 232ZM161 231L163 232V230H161ZM180 231H181V229H180ZM95 232H97V231H95ZM139 232L140 233L145 232V230L144 231L142 230ZM179 234L180 233L176 232L175 236L177 237V236H179ZM93 235H94V233H93ZM102 236L104 237V235H102ZM136 236H137V234H136ZM139 237H140V240L142 241V239H141L142 236H139ZM143 237H144V235H143ZM208 237H210V236H208ZM237 237L240 238L239 233L235 234V238H237ZM137 240H139L138 236H137L136 241ZM141 241L140 242L137 241L138 245H139V243L141 244ZM137 242H136V244H137ZM148 242H150V241H148ZM126 246L128 247V245H126ZM139 248H141V247H139ZM102 249H103V247H102ZM152 250H153V248H152ZM170 250H172V248H170ZM102 251H104V250H102ZM106 251L109 252L110 250H106ZM139 251L142 252V250H139ZM201 251H202V249H201ZM95 252H96L95 258H97L100 262V259L103 258V255H100V247H99L98 243L97 244L95 243ZM141 252H139L140 255L142 254ZM164 252H166V251H164ZM109 253H111V252H109ZM172 253H173L172 251L167 252V255L169 256ZM108 258L109 259L104 257L105 260L106 259L108 260L109 264H113V262L111 260V258L113 259V257L110 258V255H109ZM170 258H169V260H170ZM176 260H178V259H176ZM151 261H152V259H151ZM102 262H104V261H102ZM102 262H101V264H102ZM145 263L147 264V262H145ZM251 264H264V252H262L261 254L258 253L257 258H254L253 260H251Z\"/></svg>",
  "mask_w": 264,
  "mask_h": 264
}]
</instances>
